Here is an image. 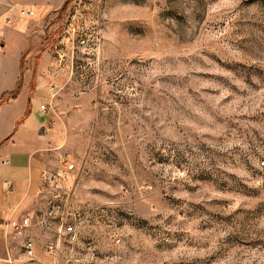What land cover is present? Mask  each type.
I'll return each mask as SVG.
<instances>
[{
  "label": "rangeland",
  "instance_id": "obj_1",
  "mask_svg": "<svg viewBox=\"0 0 264 264\" xmlns=\"http://www.w3.org/2000/svg\"><path fill=\"white\" fill-rule=\"evenodd\" d=\"M39 63L65 134L40 264H264V0H0V73Z\"/></svg>",
  "mask_w": 264,
  "mask_h": 264
},
{
  "label": "crops",
  "instance_id": "obj_2",
  "mask_svg": "<svg viewBox=\"0 0 264 264\" xmlns=\"http://www.w3.org/2000/svg\"><path fill=\"white\" fill-rule=\"evenodd\" d=\"M42 67L39 63L35 71L25 72L17 98L0 104V264L42 262L37 244L42 228L29 229L36 240L35 257L29 259L23 254V235L9 225L46 208L43 173L55 170L65 145L53 113L56 86ZM16 81L7 71L0 73V95L12 91ZM42 104L49 106L48 112L41 110Z\"/></svg>",
  "mask_w": 264,
  "mask_h": 264
},
{
  "label": "built area",
  "instance_id": "obj_3",
  "mask_svg": "<svg viewBox=\"0 0 264 264\" xmlns=\"http://www.w3.org/2000/svg\"><path fill=\"white\" fill-rule=\"evenodd\" d=\"M22 14L24 15H33L34 10L26 9L22 10ZM50 91H53V88L50 89ZM49 106L46 104L41 105V110L44 112L49 111ZM68 169L73 168V164H69L67 166ZM43 184L44 186L48 183L49 187L52 189H58V186L55 185L57 183V175L51 174L50 172H44L43 173ZM54 198L58 199L62 197V194L54 193ZM58 202V201H57ZM60 211V206L56 203L53 206H51L50 211H39L37 212L33 217H23L21 219H15L9 222V225L13 227L17 233L22 234L24 239L22 242V250L23 254L29 258L32 259L35 257V248H36V240L34 236L29 232V229L33 226H40L41 228L44 227L46 229L50 228V225L48 222V219L52 217L53 214H56ZM77 228L76 225L72 221H67V219L63 216L59 218L58 226H56V229L54 231V238L52 240H47L43 247L45 251L49 254H54L59 251L60 244L63 241H66L68 239H72L76 236Z\"/></svg>",
  "mask_w": 264,
  "mask_h": 264
},
{
  "label": "trees",
  "instance_id": "obj_4",
  "mask_svg": "<svg viewBox=\"0 0 264 264\" xmlns=\"http://www.w3.org/2000/svg\"><path fill=\"white\" fill-rule=\"evenodd\" d=\"M21 87H22V76L20 75L18 82L15 86V88L12 91L3 93L2 95H0V104L3 102H7L13 99H16L18 94L21 91Z\"/></svg>",
  "mask_w": 264,
  "mask_h": 264
}]
</instances>
